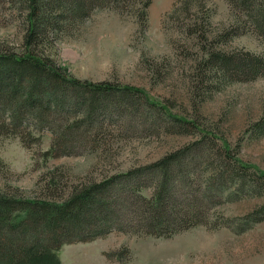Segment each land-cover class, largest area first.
Returning a JSON list of instances; mask_svg holds the SVG:
<instances>
[{
  "label": "rangeland",
  "instance_id": "1",
  "mask_svg": "<svg viewBox=\"0 0 264 264\" xmlns=\"http://www.w3.org/2000/svg\"><path fill=\"white\" fill-rule=\"evenodd\" d=\"M60 2L0 0V54L31 52L67 78L139 92L103 98L92 120L85 106L62 100L69 112L49 125L11 127L0 137V193L63 202L84 186L190 148L185 155L196 165L183 173L191 187L177 196L190 203L199 198L198 218L207 225L172 237L117 231L87 244L118 253L120 264H264V76L231 77L210 59L224 53L264 59V38L245 7L151 0L145 22L136 15L143 6L138 0H128L123 13L100 8L83 20ZM33 27L38 46L29 40ZM82 118L80 128L72 126ZM63 142L74 143L72 154ZM54 146L57 156L49 154ZM220 160L251 169L241 184L226 178L210 204L206 195ZM147 184L143 195L151 197Z\"/></svg>",
  "mask_w": 264,
  "mask_h": 264
},
{
  "label": "trees",
  "instance_id": "2",
  "mask_svg": "<svg viewBox=\"0 0 264 264\" xmlns=\"http://www.w3.org/2000/svg\"><path fill=\"white\" fill-rule=\"evenodd\" d=\"M54 1H61L65 9L73 10L74 16L83 20L100 8L123 13L128 0ZM228 1L245 7L244 12L252 27L264 38V0L260 3L259 0ZM138 2L143 6L137 9L136 15L146 22L151 0ZM38 35L34 27L29 32V40L34 46L40 43L36 39ZM210 59L231 77L238 75L241 79L256 80L264 76V59L261 57L224 53L211 54ZM50 63L48 58L31 52L21 56L0 54V137L13 131L11 127L23 128L31 122L49 125L55 117L69 112L60 105L62 100L65 104L81 106L80 109L85 106L86 117L92 120L104 105L103 98L109 100L114 92H139L131 88L117 89L109 83L92 85L70 79L52 68ZM125 100L123 95L118 98L119 102ZM84 119L72 126L80 128L87 121ZM258 127L262 129L261 125ZM73 145L60 144L64 150L66 147L68 154L73 153ZM189 149L149 166L113 176L100 184L84 186L63 202L31 200L0 193V264H61L59 252L65 245L91 242L113 232L172 237L193 227L207 225L198 218L201 216L199 198L190 203V200L177 196L184 197L182 190L190 186L183 171L196 165L195 157L185 155ZM49 154L57 156L56 146ZM226 156L231 159L229 152ZM217 168L219 173L210 180L211 189L206 195L210 204L215 203L218 196L213 191L218 192L220 186L226 184V178L227 182L241 184L251 169L242 162L230 166L226 160H220ZM259 178L264 180V173ZM148 182L152 183L151 197L143 195ZM261 186L263 189L264 184ZM105 256L112 261L123 262L118 253H105Z\"/></svg>",
  "mask_w": 264,
  "mask_h": 264
},
{
  "label": "crops",
  "instance_id": "3",
  "mask_svg": "<svg viewBox=\"0 0 264 264\" xmlns=\"http://www.w3.org/2000/svg\"><path fill=\"white\" fill-rule=\"evenodd\" d=\"M104 253L93 244L78 243L64 246L59 258L61 264H120L107 259Z\"/></svg>",
  "mask_w": 264,
  "mask_h": 264
},
{
  "label": "bare ground",
  "instance_id": "4",
  "mask_svg": "<svg viewBox=\"0 0 264 264\" xmlns=\"http://www.w3.org/2000/svg\"><path fill=\"white\" fill-rule=\"evenodd\" d=\"M165 1H168V0H165ZM153 255H155V253Z\"/></svg>",
  "mask_w": 264,
  "mask_h": 264
}]
</instances>
